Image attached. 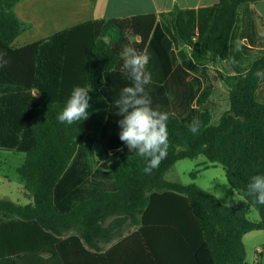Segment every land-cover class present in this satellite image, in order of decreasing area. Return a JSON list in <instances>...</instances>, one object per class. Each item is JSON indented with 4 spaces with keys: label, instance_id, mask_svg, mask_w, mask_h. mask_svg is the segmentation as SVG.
Segmentation results:
<instances>
[{
    "label": "trees",
    "instance_id": "16d2710c",
    "mask_svg": "<svg viewBox=\"0 0 264 264\" xmlns=\"http://www.w3.org/2000/svg\"><path fill=\"white\" fill-rule=\"evenodd\" d=\"M20 1L0 0V50L9 61L0 69V151L25 154L17 173L31 203L0 199V264H99L105 257L100 245L115 240L180 245L183 264H247L244 236L264 231V205L247 195L251 177L264 175V79L253 75L264 70V20L254 8L261 0H220L211 9L176 10L163 20L146 15L94 22L90 115L71 125L57 119L66 104L57 83L42 72L31 79L22 72L14 48L27 29L15 13ZM125 46L150 54L153 83L146 90L152 107L169 115L167 157L150 175L146 160L119 139L123 117L115 101L131 84ZM215 62L227 103L213 122L212 86L195 98L184 77L207 79ZM193 99L197 109L189 108ZM194 118L196 134L188 128ZM199 156L223 166L243 201L224 207L194 184L165 178L178 161ZM69 172L72 179L63 184ZM251 209L259 221L248 219ZM131 225L137 230L126 236Z\"/></svg>",
    "mask_w": 264,
    "mask_h": 264
},
{
    "label": "crops",
    "instance_id": "0c3cea01",
    "mask_svg": "<svg viewBox=\"0 0 264 264\" xmlns=\"http://www.w3.org/2000/svg\"><path fill=\"white\" fill-rule=\"evenodd\" d=\"M219 1L21 0L15 13L27 24V29L15 41L14 48L18 51L17 57L26 78H33L36 72L44 73L47 79L57 83L60 101L66 102L75 86H89L87 58L92 46L90 38L94 22L146 15L163 20L176 10L199 12L211 9ZM254 8L264 20V0ZM241 201L243 198L237 203ZM136 230L137 227L131 225L125 235ZM100 247L105 257L99 264H183L180 254L183 248L177 244L161 242L142 246L115 240Z\"/></svg>",
    "mask_w": 264,
    "mask_h": 264
},
{
    "label": "clouds",
    "instance_id": "9594fccd",
    "mask_svg": "<svg viewBox=\"0 0 264 264\" xmlns=\"http://www.w3.org/2000/svg\"><path fill=\"white\" fill-rule=\"evenodd\" d=\"M123 57V68L126 70L127 78L131 81L120 93L119 99L115 101L119 109L118 115L123 118L118 124L121 129L119 139L129 151L136 150L137 154L146 160L145 174H151L158 169L161 162L167 157L169 148V134L167 122L169 115L152 107L151 97L146 86L153 83L152 74L148 70L150 54L146 50L138 51L134 47L125 46L121 53ZM7 52L0 50V69L6 67L9 61L6 59ZM257 78L264 79V70L253 73ZM90 86H75L66 101L65 107L57 119L61 123L69 125L85 121L89 118L88 109L91 107ZM189 131L196 134L200 130L199 120L194 118L188 125ZM225 187L229 183L220 181ZM211 187L207 190L209 192ZM211 195L219 200L223 198L221 191L211 192ZM247 195L254 197V202L264 205V175H254L247 185ZM226 201L224 207H231Z\"/></svg>",
    "mask_w": 264,
    "mask_h": 264
},
{
    "label": "rangeland",
    "instance_id": "374dc122",
    "mask_svg": "<svg viewBox=\"0 0 264 264\" xmlns=\"http://www.w3.org/2000/svg\"><path fill=\"white\" fill-rule=\"evenodd\" d=\"M133 41L136 40L131 38V42ZM16 43H19V40ZM221 71V64L215 62L207 69V79L200 74H187L184 77L195 98H198V96L205 92L206 86H212V94L210 95L209 101L213 103V106L209 105V109L212 111L213 122L219 119L221 113L226 109L227 103V89L221 81ZM55 79L57 78L55 77ZM189 108L197 109V103L194 99ZM190 109H185L183 112L186 119L191 117ZM24 160L25 154L0 151V199H7L24 205L31 203L26 196L24 183L17 173V169ZM90 160L92 166H94L93 160ZM192 173H197L196 177H193ZM72 174V172H69L64 177L63 184H68L71 181ZM165 178L168 181L178 182L184 185L194 184L205 191L211 187L209 193L221 191L224 193L223 198L220 199L223 205L226 201H229L233 205L239 199H242L230 185L225 187L221 184L220 181H227L223 166L220 164L212 165L204 156H199L196 159L178 161L166 173ZM248 219L258 221L260 220V215L256 210L251 209L248 214ZM243 242L246 251V263H257L261 253L262 258H260V262L264 264V231L257 230L246 234Z\"/></svg>",
    "mask_w": 264,
    "mask_h": 264
}]
</instances>
